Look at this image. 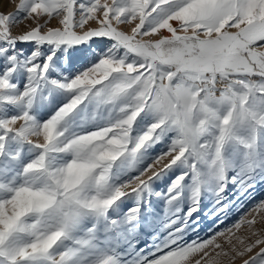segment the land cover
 Segmentation results:
<instances>
[{"label":"snow or ice","instance_id":"1","mask_svg":"<svg viewBox=\"0 0 264 264\" xmlns=\"http://www.w3.org/2000/svg\"><path fill=\"white\" fill-rule=\"evenodd\" d=\"M5 4L0 264H264V0Z\"/></svg>","mask_w":264,"mask_h":264},{"label":"rangeland","instance_id":"2","mask_svg":"<svg viewBox=\"0 0 264 264\" xmlns=\"http://www.w3.org/2000/svg\"><path fill=\"white\" fill-rule=\"evenodd\" d=\"M0 8H2L5 11H13L15 8V4L8 6V5H0ZM262 198H264V190H260L258 189L257 192L254 194V198L251 200H247L244 202L243 206L241 208H239L238 210H233L229 213L228 217L226 219H224L223 223H219V221L216 222V225H214V227H217V230H221L224 229L226 227H232L233 224H235L236 222L239 221V219H241L242 217H244L245 215H247L252 208L254 207V205L261 200ZM253 215H256L255 213H253ZM261 216H264V213H261ZM249 219H251V216L248 217ZM211 223V221L209 220H205L203 225H202V230H201V236L205 235V232L208 229V225ZM264 229V219H261L260 216H257V223L254 225V229L253 230H261ZM235 231V229H234ZM237 236H249V230L247 229V226L244 225L240 228L239 231L236 232ZM219 242H221L222 244L225 245V248L228 249L229 245L226 244L224 238H219ZM233 242L235 243V239H233ZM221 259V264H228V258L222 257ZM233 264H242V260L237 259L236 261L233 262Z\"/></svg>","mask_w":264,"mask_h":264}]
</instances>
